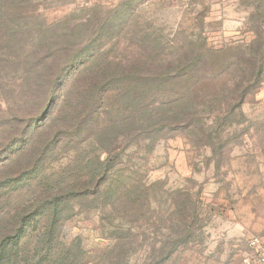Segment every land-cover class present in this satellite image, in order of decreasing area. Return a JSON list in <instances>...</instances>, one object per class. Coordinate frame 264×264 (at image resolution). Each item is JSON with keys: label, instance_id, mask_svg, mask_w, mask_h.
<instances>
[{"label": "rangeland", "instance_id": "374dc122", "mask_svg": "<svg viewBox=\"0 0 264 264\" xmlns=\"http://www.w3.org/2000/svg\"><path fill=\"white\" fill-rule=\"evenodd\" d=\"M127 2H134L132 10ZM254 9L250 0H0V178L34 162L41 133L50 138L64 123L69 128L78 73L66 70L69 59L84 60L79 70L91 73L106 55L119 62L138 55L142 44H159L171 60L197 45L220 49L205 57L215 68L254 38L252 30L261 25L251 18ZM246 60L244 71L234 64L201 88L191 85V76L172 85L191 101L196 95L204 100L199 123L204 132L194 122L186 129L161 120L148 141H120L113 151L128 94L108 102L103 116L94 115L80 134L68 132L59 144L48 145L39 174L44 185L0 188V242L24 228L17 245L5 242L0 264H154L163 239L155 236L152 221L158 222L147 224L142 207L135 211L130 198L111 200L116 185L129 188L135 181L149 190L148 216L170 206L172 190L186 188L198 196L196 235L160 264H243L248 239L264 236V72L239 109L226 105L229 97L225 102L227 86L259 63ZM57 96L50 111L55 123L49 117L36 121L27 148L9 156L25 121ZM43 123L49 125L44 132ZM76 125L73 121L71 128ZM111 157L118 159L116 174L107 172ZM92 159L94 172L86 166ZM79 164L84 174L99 177L88 187L93 193L77 196L73 178ZM43 189L48 193L41 203Z\"/></svg>", "mask_w": 264, "mask_h": 264}, {"label": "trees", "instance_id": "16d2710c", "mask_svg": "<svg viewBox=\"0 0 264 264\" xmlns=\"http://www.w3.org/2000/svg\"><path fill=\"white\" fill-rule=\"evenodd\" d=\"M250 4L254 6V12H256L251 18L253 20L259 19L261 23L259 27H256L257 29L252 30L254 38L245 44L244 49H235L232 55V61H224L215 68H212L211 65L207 63L205 57L217 54L220 49L212 48L202 50L201 46L197 47V45L193 46L191 49L183 50L177 58L173 57L172 59L174 60H171V58L164 57L165 52L159 44L152 46H145V44H142V46H144L142 49H139L140 52L138 51V55L124 57V59L119 62L113 59L110 60V55H106L104 57L105 61L95 67L94 71L91 73H86V69H84V71L79 70L82 66L80 63H83L84 60H81V62L77 64L76 60L73 61V59H69L67 61L68 66L66 70L70 67L72 70L78 71L75 83L77 84V98L75 99L77 103L75 104L76 112H73L70 116L69 120L71 123L68 126L69 128H66L64 123L56 134L50 138L45 136L44 133H41L43 135L40 134L38 138L41 149L38 151L35 150L34 154L32 153V157L30 156L33 158L34 162H29V167L26 166L22 170H20V168L19 171L6 175L4 178H0V188H16L32 181H39V185H44V183L40 181L42 177L39 176V174L41 173V169H43V159L49 147L48 145L53 143L55 145L59 144L62 140L66 139L65 136L68 132H77V135L80 134L86 126H91V118H94L95 115L97 119H100L104 111L108 110L107 107L104 108L107 106V103L117 97H124L129 94V96H127L128 103L124 109L126 114L123 115L121 120L118 119L116 121L118 123L124 121V126L123 131L114 138V143L116 142V145L113 146V151L120 141L133 143L135 139L139 138L148 141L151 134L160 131L157 125L161 120L163 123L167 122L169 125L184 127L186 129L191 126L190 123L194 122L197 127H200V130L204 132L205 128L202 124H199L203 119L200 113V105L204 100L196 95L191 101L185 93L176 90L172 85H180L181 83H178L179 81H185L191 76L192 78H189V80H191V85L196 89L201 88L206 83L208 77H216L219 74H224L232 69L234 64L237 65L238 70L244 71V65L248 61L246 60L247 57H253L256 62H259L256 68L252 70L248 76L245 75V72H242L241 78L233 81L231 86L228 85L225 92L227 94L225 97L226 100L224 98L225 102H227L228 97L230 98V102H227L226 105L228 107L231 106L229 108H232V110L239 109L242 104H244L248 94L251 93V86L261 81L260 78L264 72V0H250ZM125 6L128 10H132L134 8V2H130L129 4L127 2ZM244 58L246 62L242 65L241 61ZM239 62L241 63L239 64ZM256 62L254 63L255 65ZM249 76L250 78H248ZM63 84L62 82L59 90H62L61 87ZM135 88L141 89L138 92H134L133 90ZM222 91L224 92V90ZM84 93L89 96L87 98L88 100L84 97ZM59 99L60 97L49 98L48 101L46 99L42 110L25 121L23 124L24 126L22 125L19 130L20 132H18L19 134L16 133L14 140L9 146L10 148L17 146L16 151L11 152L9 156H11L12 153L23 152L24 149L27 148L29 144L28 132L32 129L34 123L41 120L42 117H49L50 119V111L54 109ZM219 100V97L214 99V101ZM112 103L111 107H113L114 101ZM61 109L62 108L58 110L59 113H62ZM220 110L221 108L217 109V111ZM50 120V122L53 121L55 123V120H52V118ZM73 121L77 125L71 128ZM44 125L43 123L39 126L43 128V132L44 127L49 126ZM12 143H16V145ZM148 143L150 144V142H147L146 145H149ZM34 149L35 148H33V150ZM27 151L29 152V149H27ZM24 154L27 155L26 152H24L23 155ZM27 159H29V157ZM117 161L118 159L113 157L108 159V173L109 171H113L114 174L119 172L118 169H115ZM86 166L89 168L95 166L94 160H89ZM83 168H85V166L79 164L77 167V176L73 178L75 182L77 181V196L80 194L87 195L93 193L88 187L93 185L96 178H99L96 173L90 176L89 174H84ZM94 171H96V169L91 168L90 172ZM110 179L113 181L111 175L107 177V180ZM101 183H98V185H101ZM116 186L117 188L111 190V200L113 202L119 201L120 199L122 200L126 197L130 198L136 201V205L138 206V210L136 209L135 211H141L142 207V211L144 215H146L144 219H147V224H149L150 219L158 222V224H155V221H152L156 229L155 234L157 235L155 236L158 238V234H160L163 239L160 240L161 247L158 253L160 259L156 260L154 264H160V262L169 259L173 252L180 246L189 243L196 235L200 220L199 201L197 198L198 196H195L190 190L178 188L170 191V206L159 212H155L152 216H148L147 210L151 207V201L149 199V190L145 187V184L135 181L129 188L123 183ZM69 188H72V185H69ZM46 193H48V191L44 189L41 191V195L38 199L39 202L42 203L45 196H47L45 195ZM55 194L56 193L53 195ZM38 200H36L35 203H37ZM36 207L37 204L30 208L35 209ZM25 220L27 219L23 221ZM23 229L24 228H21L18 233L13 236H8L4 242H0V253L3 252L6 243L7 245H17L20 242L24 236Z\"/></svg>", "mask_w": 264, "mask_h": 264}, {"label": "built area", "instance_id": "2783aa9c", "mask_svg": "<svg viewBox=\"0 0 264 264\" xmlns=\"http://www.w3.org/2000/svg\"><path fill=\"white\" fill-rule=\"evenodd\" d=\"M243 264H264V236L254 235L248 239V252Z\"/></svg>", "mask_w": 264, "mask_h": 264}, {"label": "crops", "instance_id": "0c3cea01", "mask_svg": "<svg viewBox=\"0 0 264 264\" xmlns=\"http://www.w3.org/2000/svg\"><path fill=\"white\" fill-rule=\"evenodd\" d=\"M236 2V1H235Z\"/></svg>", "mask_w": 264, "mask_h": 264}]
</instances>
